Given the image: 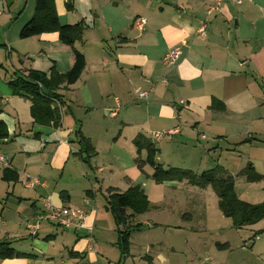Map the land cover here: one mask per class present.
<instances>
[{
	"label": "crops",
	"instance_id": "1",
	"mask_svg": "<svg viewBox=\"0 0 264 264\" xmlns=\"http://www.w3.org/2000/svg\"><path fill=\"white\" fill-rule=\"evenodd\" d=\"M52 3L61 24L83 25L82 37L73 48L83 55L85 66L73 85L62 84L55 91L58 99L51 101L50 108L56 109L58 119L46 122L41 117L34 121L29 110L25 112L13 103L19 95L12 93L8 83L25 78L29 71L47 73L52 66L58 75L67 73L73 64L72 48L60 43L56 32L20 39L21 28L34 14L35 0H0V68L7 71V65L12 72L4 74L0 87V104L11 103L7 111L0 105V120L7 132L0 139V155L6 161L5 166L0 163V183L6 185L0 203V243L4 242L15 253L30 255L0 257V264L102 261L96 256L99 249L97 254L89 250L84 230H63L51 224L57 230L46 229L41 239L37 237L40 228L36 236L18 237L13 233L15 222L4 216L14 215L11 206L17 215L21 212L19 207L28 204L34 218L42 211V199L49 197L55 207L83 210V225L93 226L94 232L98 211L93 209L95 195L92 183L90 193L89 177L84 176L83 188L85 195H91V202L86 198L76 201L61 180L54 181L53 171L63 166L64 172L67 163H78L85 173L87 164L97 182L103 173L97 164L105 161L109 167L113 166L114 147L119 143L118 137L116 142L111 141L116 127L122 128L120 137L126 140L134 160L146 157L144 150L137 156L134 141L138 138L154 144L158 152L165 151L167 157L171 151L182 150L184 153L179 155L182 161L166 160L160 165L179 169L181 165L197 175L220 167L234 178V191L237 180H241L250 188L259 187L262 193L251 204L264 201V0H242L239 7L226 0L210 15L206 11L212 0H52ZM138 19L145 21L141 28L135 24ZM203 21L205 32L197 34ZM173 48L180 50V56L176 66L167 70L162 60ZM165 76L166 84L161 83ZM139 90L152 92L146 101H140L135 96ZM19 97L30 103L28 97ZM116 104L118 110L115 116H110ZM22 112L27 116L21 117ZM165 131L173 133L158 141L152 139V133ZM81 136L92 150L88 158L80 150ZM248 164L261 180L249 183L239 175ZM4 169L15 172L17 180H3ZM25 176L38 178L43 185L35 187L38 190L32 199L15 194L17 184ZM42 176L51 178V182ZM247 192L244 189L242 195L236 191L235 194L242 199L248 197ZM139 216L132 223L149 226L139 221ZM28 222L16 220L18 230L27 231ZM58 229L64 234L57 235ZM68 233L74 235V240L55 244L56 239L68 238ZM27 238L28 245L23 247L22 241ZM219 247L224 249L226 245ZM256 251L255 256L264 257V253Z\"/></svg>",
	"mask_w": 264,
	"mask_h": 264
},
{
	"label": "rangeland",
	"instance_id": "2",
	"mask_svg": "<svg viewBox=\"0 0 264 264\" xmlns=\"http://www.w3.org/2000/svg\"><path fill=\"white\" fill-rule=\"evenodd\" d=\"M240 5L236 6L239 7ZM25 51L27 50L25 49ZM5 67L8 68L7 71L0 68V87L3 84L4 74L12 75L11 69L7 65ZM7 79H9L8 76H6ZM13 103L24 108L25 112L28 110L30 112V103L27 100L18 96ZM0 105L4 111H7L11 103L10 105ZM17 109L19 108L17 107ZM26 116L27 113H21V117ZM108 122L112 121L109 120ZM108 122H105L106 126ZM111 126L110 124V130ZM119 132L122 133V128L116 127V132L111 138V141L115 142L117 141L115 138H119L118 145L114 147L116 155L113 159V166L109 167L105 161L97 164L103 169V173L99 175L97 182H94L93 171L87 164L88 167H85L86 174L78 163H67L64 172L63 166L53 171L54 181L61 180V185L70 191V195L76 201L85 198L89 199L88 201L91 200V195H85L84 176L89 177L90 186L91 183L93 184L92 194L95 195L93 197L95 198L93 209L98 211V217L92 239L99 249V254L96 255L102 260L99 264H264V257H257L253 254L257 253L256 250L264 253V219L238 229L233 226L230 218H226L220 212L218 197L212 186L208 185L202 188L183 180L172 183L154 181L151 178L152 168L147 164L141 165L142 163L134 160V157L129 154L126 140L120 137ZM126 133V130L123 131L124 135ZM158 145L160 146V144ZM106 150L109 151L108 148ZM182 153H184L182 150L177 151V153L171 151L170 156L167 157L165 151H159L156 155V162L163 164L166 160L182 161L183 157L179 156ZM102 154L104 155L105 152ZM105 155L104 158L107 157ZM78 162L80 161L78 160ZM180 168L187 169L181 165ZM42 178L51 182V178L46 176H42ZM16 187L15 194L22 199L35 196L34 192L38 190L37 188L24 187L21 182ZM107 187H113L112 189L119 192L137 187L143 191L149 203L148 210L140 214L141 216L138 218L139 221H145L143 223H148L149 226H141L130 234V252L123 257L120 255L117 246L118 235L114 219L106 208ZM5 188L6 185L0 183V203L3 200L1 197H4ZM91 188L92 186L89 187L90 193ZM244 189H247L248 194L246 195L248 197L241 200L248 199L250 201L248 203L257 201L259 195L262 194L259 187L253 185L250 188L244 181L237 180L235 191L242 195ZM10 202L11 200L7 204ZM9 208L10 211H14V215L7 214L4 218L15 222L13 227L16 230L13 233H16L18 237L20 235L30 236L28 229H26L27 231L24 229L19 231L16 223V220L27 219L29 224H33L34 218H31L30 205L22 204L19 207L21 212H18L17 215L13 206ZM48 228L51 232L57 230H54L50 223L42 221L37 237L41 239L44 231ZM58 230L57 235H60V232L63 234L65 232ZM0 231H2L1 226ZM68 234L69 237L65 240H54L55 244H60L61 241L74 240V235ZM25 242H29L28 238L22 241L23 247L28 245ZM73 243L71 247H74ZM222 244H225L226 248H220L219 246Z\"/></svg>",
	"mask_w": 264,
	"mask_h": 264
},
{
	"label": "trees",
	"instance_id": "3",
	"mask_svg": "<svg viewBox=\"0 0 264 264\" xmlns=\"http://www.w3.org/2000/svg\"><path fill=\"white\" fill-rule=\"evenodd\" d=\"M56 32L60 43L72 48L73 64L70 70L58 75L54 66L47 73L38 71H29L25 78L18 77L8 83L9 88L14 95L28 97L30 101V115L34 121L38 117L44 118L45 121H57L58 115L56 109L50 108L51 101L58 99L55 91L65 84L73 85L78 79L85 66L83 55L73 48L76 41L82 37L83 25H63L59 22L55 13L52 0H35L34 14L30 20L21 28L19 32L20 39H28L38 36L42 33ZM1 113V108H0ZM6 128L0 120V139L6 137ZM80 150L90 157L89 142L82 136L79 138ZM137 156L144 150L146 157L135 160L138 163L149 165L153 173L151 178L154 181H186L191 185L199 187L212 186L218 197V207L220 212L232 220L233 226L241 228L250 226L264 219V201L258 204L247 203L237 197L234 191V178L227 175L220 167L204 171L199 175L190 170L168 167L164 168L156 162L157 148L148 141H141L140 138L134 141ZM83 148V149H82ZM239 175L244 176L247 182H257L261 176L253 170L248 164ZM2 179L6 181H16V173L9 169L3 170ZM106 208L110 211L117 231V246L120 255L123 257L129 253L130 234L138 230L141 224H132L133 218L142 214L149 208L146 195L137 187H131L125 192H119L112 188L107 189ZM30 255L15 253L8 249L4 242L0 243V257L4 259L28 257Z\"/></svg>",
	"mask_w": 264,
	"mask_h": 264
},
{
	"label": "built area",
	"instance_id": "4",
	"mask_svg": "<svg viewBox=\"0 0 264 264\" xmlns=\"http://www.w3.org/2000/svg\"><path fill=\"white\" fill-rule=\"evenodd\" d=\"M225 0H212L211 5L208 6L206 14L210 15L214 12H217L221 6V4ZM229 2L234 3L236 5L242 4V0H229ZM143 19H138L136 21V25L138 28H141L144 24ZM206 21L201 22L199 28L197 29V34H202L205 32ZM180 50L178 48H173L167 51V53L163 57V65L167 70H171L176 66V62L179 59ZM168 82L167 76L162 78L161 83L166 84ZM152 90H139L135 91V96L137 100L146 101L150 95ZM183 103V102H181ZM119 104L110 110V116H115L116 111L118 110ZM172 131H165L162 133H152L153 140H159L163 136H170ZM264 142V135H263ZM0 163L2 165H6L5 159L0 155ZM24 187L35 188L37 186H43L41 181L35 177L25 176L24 180L21 182ZM85 218V213L83 210L73 207V206H59L55 207L51 204L49 197H45L42 199V211L34 217L33 224L28 225V231L30 236H36L38 229L40 228V224L42 221H46L58 228L63 230H73L79 231L84 230L86 232V237L89 240V250L94 252V254L98 253V247L94 243L93 236V226H85L83 225V220Z\"/></svg>",
	"mask_w": 264,
	"mask_h": 264
}]
</instances>
